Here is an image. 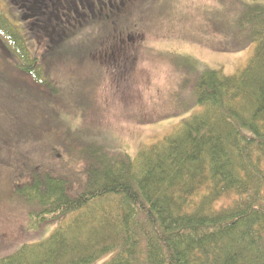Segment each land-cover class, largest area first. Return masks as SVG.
Here are the masks:
<instances>
[{
    "label": "trees",
    "instance_id": "16d2710c",
    "mask_svg": "<svg viewBox=\"0 0 264 264\" xmlns=\"http://www.w3.org/2000/svg\"><path fill=\"white\" fill-rule=\"evenodd\" d=\"M24 1L28 11L37 5L44 26L34 23L31 36L46 44L45 19L59 7V13L72 10L56 3L50 9L48 0ZM112 1L118 3L79 4L96 19L105 14L94 12L96 4L103 10ZM259 1L235 0L231 11L238 12L225 28L232 43L218 48L236 53L253 44L247 64L233 76L191 65L185 89L192 104L185 102L167 117L201 110L163 140L144 146L135 159L93 148L80 157L86 173L68 177L38 146L37 162L44 164L37 172L24 170L25 183L17 186L37 242L22 245L0 264H264V5ZM56 34L52 44L67 40L65 30ZM0 41L19 71L38 86H50L1 0ZM60 221L49 237L37 240L43 228Z\"/></svg>",
    "mask_w": 264,
    "mask_h": 264
},
{
    "label": "rangeland",
    "instance_id": "374dc122",
    "mask_svg": "<svg viewBox=\"0 0 264 264\" xmlns=\"http://www.w3.org/2000/svg\"><path fill=\"white\" fill-rule=\"evenodd\" d=\"M47 3L50 9L56 3L72 10L59 13V7L57 15L45 19L46 44L31 36L34 23L44 26L37 5L32 12L24 0H1L51 83H33L0 41V259L37 242L36 231H28L30 208L17 186L25 183L24 170L44 164L37 162L38 146L68 177L86 173L80 157L93 148L135 159L144 146L163 140L201 110L167 117L185 102L192 104L185 89L191 65L233 76L255 51L253 44L236 53L218 49L232 43L225 28L238 12L231 11L235 0H118L103 10L96 4L97 15L105 12L96 19L82 13L79 0ZM80 17L84 22L77 27ZM58 30L67 32V40L52 44ZM60 223L43 228L37 240Z\"/></svg>",
    "mask_w": 264,
    "mask_h": 264
}]
</instances>
